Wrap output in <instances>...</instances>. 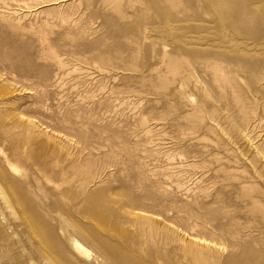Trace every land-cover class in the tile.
<instances>
[{
    "label": "rangeland",
    "instance_id": "rangeland-1",
    "mask_svg": "<svg viewBox=\"0 0 264 264\" xmlns=\"http://www.w3.org/2000/svg\"><path fill=\"white\" fill-rule=\"evenodd\" d=\"M0 264H264V0H0Z\"/></svg>",
    "mask_w": 264,
    "mask_h": 264
},
{
    "label": "bare ground",
    "instance_id": "bare-ground-1",
    "mask_svg": "<svg viewBox=\"0 0 264 264\" xmlns=\"http://www.w3.org/2000/svg\"><path fill=\"white\" fill-rule=\"evenodd\" d=\"M74 242V241H73ZM74 244V243H73ZM76 244V243H75ZM78 245V244H77ZM76 247V246H75ZM77 249V248H76Z\"/></svg>",
    "mask_w": 264,
    "mask_h": 264
}]
</instances>
